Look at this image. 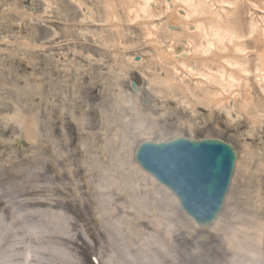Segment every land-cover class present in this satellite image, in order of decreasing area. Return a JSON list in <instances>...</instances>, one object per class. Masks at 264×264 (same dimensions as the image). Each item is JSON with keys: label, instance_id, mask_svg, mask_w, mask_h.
<instances>
[{"label": "rangeland", "instance_id": "obj_1", "mask_svg": "<svg viewBox=\"0 0 264 264\" xmlns=\"http://www.w3.org/2000/svg\"><path fill=\"white\" fill-rule=\"evenodd\" d=\"M106 1L0 0V256L17 244L0 264H264V115L211 109L185 84L156 83L173 75L146 68L138 30L100 34ZM25 116L40 136L22 133ZM179 137L237 154L207 230L136 166L142 143Z\"/></svg>", "mask_w": 264, "mask_h": 264}, {"label": "bare ground", "instance_id": "obj_2", "mask_svg": "<svg viewBox=\"0 0 264 264\" xmlns=\"http://www.w3.org/2000/svg\"><path fill=\"white\" fill-rule=\"evenodd\" d=\"M103 9L106 24L102 25L100 34L108 32L111 40L117 39L130 30L126 24L132 25L141 33L138 38L134 35L136 31L130 30L131 38L137 39L132 40L148 45L143 55L148 58L146 68L159 65L170 73L169 77L173 75L172 81L160 78L156 83L177 86L181 92H185V84L211 109L231 110L238 106L247 114L264 115V0H118L117 4L107 0ZM143 61L135 64L141 66ZM19 118L24 135L40 136L38 120ZM255 119L252 118V124H258ZM114 159L121 166L126 158L116 153ZM138 168L145 176L144 181L148 179L157 187L154 177ZM159 186L172 195L167 188ZM50 214L47 218L51 221L63 215ZM169 222L170 226L174 225ZM25 232L22 228L17 230L19 234H28L27 240H44L40 234ZM5 235V242L14 236L11 231ZM49 235L52 234H46ZM16 245L10 246L0 258L16 250ZM57 251H61L57 255L62 257L64 252Z\"/></svg>", "mask_w": 264, "mask_h": 264}, {"label": "water", "instance_id": "obj_3", "mask_svg": "<svg viewBox=\"0 0 264 264\" xmlns=\"http://www.w3.org/2000/svg\"><path fill=\"white\" fill-rule=\"evenodd\" d=\"M135 90L138 88L133 84ZM138 161L179 196L188 215L206 229L217 217L235 166L233 148L218 140L143 144Z\"/></svg>", "mask_w": 264, "mask_h": 264}]
</instances>
